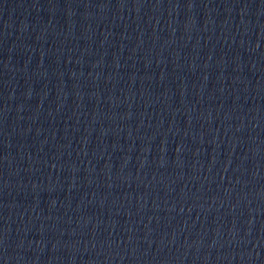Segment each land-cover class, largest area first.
I'll return each instance as SVG.
<instances>
[{
    "label": "water",
    "instance_id": "water-1",
    "mask_svg": "<svg viewBox=\"0 0 264 264\" xmlns=\"http://www.w3.org/2000/svg\"><path fill=\"white\" fill-rule=\"evenodd\" d=\"M0 264H264V0H0Z\"/></svg>",
    "mask_w": 264,
    "mask_h": 264
}]
</instances>
